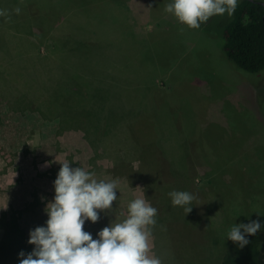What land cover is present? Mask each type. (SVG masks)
<instances>
[{
  "label": "rangeland",
  "instance_id": "1",
  "mask_svg": "<svg viewBox=\"0 0 264 264\" xmlns=\"http://www.w3.org/2000/svg\"><path fill=\"white\" fill-rule=\"evenodd\" d=\"M27 1L29 4L23 0H4L0 10L4 13L0 15V157L4 160L16 157V161L20 157L32 174L38 170L51 173L52 177L41 178L45 183L43 191L48 192L41 195L46 201L41 208L45 209L54 198L49 196L54 193L53 182L59 168L49 163L42 167L41 161L46 159L42 157L48 154L46 143H49V151L64 162L70 161L71 167H82L94 173L93 176L98 166L110 164L105 158L100 159V151L105 149L104 156L110 152L114 159L123 160L117 161L115 166L111 162L115 173L139 181L137 188L145 190V183L156 179L175 184V176L165 170L166 164L170 168L165 151L159 152L160 159L154 147L158 134L162 145L158 149L184 150L174 162V171L177 174L184 169L190 176L198 214L207 207L215 223L220 222L224 211L238 213L240 219L248 223L264 221V122L261 114L264 71H242L224 54L220 33L229 18L227 13L213 16L198 29H192L165 11L171 0H104L99 4L97 0ZM37 18L40 22L33 21ZM37 25L42 31L50 25L53 27L50 39L40 38L35 42L37 47H32L34 50L23 47L31 54L24 56V51L19 50L18 55L17 46L12 44H20L30 38L29 33L39 32ZM58 43L64 48L57 49ZM5 46H8L7 51ZM76 48L81 49L75 51ZM38 55L40 61L37 62ZM17 56L22 57L19 60L22 62ZM87 63L92 67H84ZM86 69L92 76H84ZM115 71L119 78L129 75L133 84L140 83L141 91L128 88L129 94H125V90L117 96L116 111L113 115L108 113L107 123L117 128L125 124L126 134L113 139L111 144L100 127L95 134L91 128L85 131L74 127V123L61 128L59 115L47 118V114L43 117L34 107L18 109L15 101L4 95L9 92L3 85L5 79L16 80L18 90H28L36 102H40L47 98L41 94L50 88L53 78L65 82L69 77L72 82V75H77L83 82H97V78L106 82L105 77L109 74L113 77ZM97 72L102 78L97 77ZM65 84L68 87V83ZM153 111L159 118L157 128L151 123ZM103 120L105 117L101 122ZM90 123L92 128L96 127L94 120ZM36 160L39 167L35 166ZM159 165L164 170H159ZM159 171H163L160 178ZM177 176L180 182L181 176ZM154 195L149 193L152 200ZM31 208L25 203L21 208L0 211V243L8 230L6 224L15 217L17 227L29 244L30 230L39 226L32 222ZM155 208L158 211L153 229L154 252L164 255L166 262L162 264H182L176 245L184 228L162 218L164 214L161 215L158 201ZM42 221L45 224L43 218ZM87 223L97 229V224ZM84 227H88L86 223ZM204 231L201 224L193 240L203 244ZM260 231L264 233V229ZM162 241L169 246L162 249ZM259 256L264 257V246Z\"/></svg>",
  "mask_w": 264,
  "mask_h": 264
},
{
  "label": "trees",
  "instance_id": "2",
  "mask_svg": "<svg viewBox=\"0 0 264 264\" xmlns=\"http://www.w3.org/2000/svg\"><path fill=\"white\" fill-rule=\"evenodd\" d=\"M23 1H25L26 4H29L27 0ZM102 1L104 0H97L98 4ZM3 2L4 0H0V10L3 7ZM11 16L16 17L15 15ZM228 17L229 18L225 21L226 25L220 33L221 39L223 40L222 50L224 54L231 63L242 71L250 73L264 71V2L260 0H239L235 13L231 16L228 15ZM33 21L40 22L39 18ZM39 25H37V27L35 26L39 32L36 31L33 34L29 33L30 38H27L28 40L24 39L20 44H12L14 47L15 45L17 46L18 55H20L19 50H23V55L27 56L30 53V50H34L32 47H37L35 42L40 40V38L50 39V33L53 30V27L50 25L47 28H43L44 31H42L38 28ZM1 26L0 19V27ZM109 45H111V43H109ZM1 46L0 38V49H2ZM57 46V49L64 48L59 45V43ZM7 47L5 46V51H7ZM23 47L30 50L27 51ZM106 48L111 49V47L108 46H106ZM80 49L81 48H76L75 51ZM55 51L57 50L55 49ZM16 58L18 61L22 59L20 56H17ZM36 59L37 62L40 61L39 55ZM14 63L16 64V62ZM121 63L123 64V61H121ZM38 64L40 63H36V65ZM88 65H90V67L87 69L92 67L91 63L85 64L84 67H87ZM20 66L21 65L19 64V67ZM84 67L83 69H85ZM87 69L83 72L85 73L84 76H87V74L92 76L88 73ZM61 75L62 79H64V74L62 73ZM10 77L12 76L10 75ZM97 77H100L98 72ZM124 77H126V79L123 80L121 84L119 81V87L115 84H110L111 82L98 80V78L97 82L91 80H85L83 82L77 75H72V82L68 80L69 77L65 82L53 78L50 82V84L53 83L50 88L45 89L44 93L40 92L43 93L41 95H45V98L47 97L40 102L38 100L36 102L28 90H18L16 87V80L5 79L3 85H6L9 92L4 95L7 99L14 100L18 109L34 107L36 110L40 111L43 117H46L47 114V118H53L54 116L59 115L61 117V128L71 127L74 123V127H82L85 131H89L91 128L94 134L99 132L100 127V130L104 134L107 133L109 135L112 127L110 126V123H107L108 116L105 117V120L102 122L101 118H104L105 114L111 110H116V106L114 102L111 103L108 99H111L112 97L116 100L117 96L125 90V94H129L131 89L138 92L141 91L140 83L135 81L133 84L132 78L129 75ZM54 79H56V81ZM20 80H22V78H20ZM65 83H68V87ZM4 95H2L3 98ZM152 107L154 108L153 105ZM154 111L151 114V123L153 128H157L159 118L157 112ZM261 114L264 122V99L262 101ZM92 120L96 122L95 128L91 127L92 124L90 121ZM99 123L101 124L99 125ZM124 127H126L125 124L122 128H117L116 133L114 134L115 139L120 136L123 137L126 134V128ZM125 139L127 140V136H125ZM158 146L162 147L160 137L156 134L154 147L158 150L157 154L160 159L161 156L159 155V152L161 153L165 151L167 159L170 162V168L166 164L165 170L168 175L175 176V184L160 181L159 179L150 183H145V195L147 201H149L153 207H156L157 201L160 203L162 207L161 215L164 214L162 217L163 219L169 220L168 222L170 224L182 226L184 228L185 231L183 230L179 233L181 239L179 238V242H177L176 245L182 264H264V257L259 256L260 250L264 246V233L260 231L256 235L249 237L250 243L243 248H239L231 240H228L227 233L232 226L239 223L247 224L248 222L246 220H241L238 213L228 214V211H224L220 222L215 223L212 214L207 207L202 214H198L196 196L191 187L192 181L190 176L187 174L186 170H179V173L177 174L180 175L182 179L179 182L178 176L174 171V162L178 160L180 153L184 150H161L159 148V151ZM190 152H192V150ZM187 153H189L188 150ZM159 170H164L161 168V165H159ZM162 176L163 171H159V178ZM174 190L187 191L195 197L190 205L192 207L190 213L187 214L183 207L172 205L171 197L168 193ZM198 190H200V192H205L202 188H198ZM149 193H155V198L153 200L149 196ZM15 220L16 218L13 217L10 223L6 224L8 230L6 231L3 241L0 243V264H20L19 253L23 251L27 254L33 249L31 245L26 244L23 234L17 227ZM1 222L2 218H0V223ZM201 224H204L205 227L203 235L205 242L203 244L192 238ZM158 228L161 229V226L159 225Z\"/></svg>",
  "mask_w": 264,
  "mask_h": 264
},
{
  "label": "clouds",
  "instance_id": "3",
  "mask_svg": "<svg viewBox=\"0 0 264 264\" xmlns=\"http://www.w3.org/2000/svg\"><path fill=\"white\" fill-rule=\"evenodd\" d=\"M239 0H171L165 11L179 23L198 29L213 16L235 13ZM19 9L16 12L19 13ZM0 15H4L0 11ZM53 182L54 198L48 202V216L43 226L29 232L30 253H19L20 264H162L152 250L157 209L149 201L136 198L128 204L127 218L101 229L96 238L84 230L85 223L97 222L100 212L113 208L117 200L115 182L97 181L94 173L71 162L60 163ZM173 206L183 207L188 214L195 197L187 191H171ZM264 229V221L235 224L227 239L243 248L249 237Z\"/></svg>",
  "mask_w": 264,
  "mask_h": 264
},
{
  "label": "crops",
  "instance_id": "4",
  "mask_svg": "<svg viewBox=\"0 0 264 264\" xmlns=\"http://www.w3.org/2000/svg\"><path fill=\"white\" fill-rule=\"evenodd\" d=\"M116 71L118 72V70ZM116 71L113 77L110 76L111 74H109V76L105 77V79H108L107 81L111 82L110 84H115L116 86H118L119 81L121 84L123 80L126 79V77H124L126 75L122 74L124 78H119ZM108 100L109 102L111 103L114 102L115 104L117 98L115 100V98L111 97V99L109 98ZM115 111L116 110H111L110 113L113 115ZM108 113H106L104 117L108 116ZM112 126L113 125H111V127ZM116 128L117 127L115 126L112 127L111 128L112 130L109 133V135L105 133L106 140L108 139V142L110 144L113 141V139H115L114 134L116 133L117 130ZM46 145L48 148H46L45 151L48 152V154L46 155V157H42L46 159L41 161V165L42 167H44L43 166L44 164L49 163L51 165L59 167L58 169L56 168L59 172L61 166L60 163L64 162V160L62 158H59L57 155H55L53 151H49V143H46ZM104 151L105 149H101L100 154L101 152L102 154L100 159L105 158V160L108 161L110 164H108V166H106V164H103V166L101 165L98 166L99 169H97V174L93 176V179H96L97 181L104 180L106 182H115L116 191H117V200L113 202L112 209L100 212V219L97 222L93 223V225L97 224V229L91 228L92 225L86 222V225L88 227H84V230L90 232L93 235L94 239L96 238L97 233L104 227L108 226L110 223L112 224L119 223L127 218L128 204L132 200L136 198L146 199L144 188L143 187L142 189L137 188V185L140 184L139 181L131 180L128 175H124L122 173H118V174L115 173L116 171L115 167L111 166V162L115 166L117 161L122 162L123 160L120 158L119 160L114 159L109 151H108L109 153H107V155L104 156L103 155ZM38 163L36 160L35 166L39 167L40 163L39 164ZM38 167H36L37 170L40 169ZM1 168H4L5 170L2 171ZM0 169H1L0 188L2 190V191L0 190L2 192L1 193L2 195H0V211H7L11 207L21 208L25 203H29L32 206L30 212L34 213V220L32 222L39 226H43L44 224L42 223L43 222L42 218L46 222L48 216L45 212V209L41 208V206L46 202L44 199L41 198L43 197L41 195L46 194L47 190L46 192L43 191V187L45 183L43 180H41V178L52 177L51 173L48 171L47 173H44L41 172V170H38V172L35 171L34 174L30 173V170L26 168L24 162L20 160V157L19 159H17V161H16V157L7 160H4L2 157H0ZM51 172L55 173V171L52 170ZM54 195L55 192L51 196H49V198L53 197ZM38 222H41V224H38ZM153 236H155V233H153ZM153 239L154 238L152 237L151 244H152V250L154 251L155 244ZM161 243H163L161 245V247H163L162 249H165L166 246H169V245H164L163 241ZM166 253L167 251H165V255ZM157 256L161 259L162 263L166 262V260L163 257L164 255L158 253Z\"/></svg>",
  "mask_w": 264,
  "mask_h": 264
}]
</instances>
